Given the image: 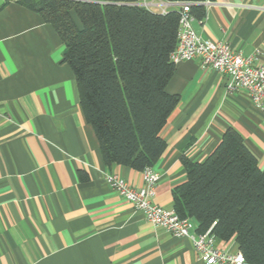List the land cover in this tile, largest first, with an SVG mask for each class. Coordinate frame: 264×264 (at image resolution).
<instances>
[{"label":"crops","instance_id":"0c3cea01","mask_svg":"<svg viewBox=\"0 0 264 264\" xmlns=\"http://www.w3.org/2000/svg\"><path fill=\"white\" fill-rule=\"evenodd\" d=\"M144 1V0H143ZM155 11L183 2L145 0ZM192 26L264 65V0H207ZM74 20L80 25L75 12ZM55 27L19 0H0V264H206L189 237L177 238L106 181L145 185L142 171L104 161L81 107L76 76ZM201 58L176 63L167 90L179 102L161 130L167 149L153 165L152 202L175 210L187 178L183 156L202 161L234 127L264 170V109ZM192 232H197V225ZM216 246L238 251L234 239Z\"/></svg>","mask_w":264,"mask_h":264},{"label":"trees","instance_id":"16d2710c","mask_svg":"<svg viewBox=\"0 0 264 264\" xmlns=\"http://www.w3.org/2000/svg\"><path fill=\"white\" fill-rule=\"evenodd\" d=\"M190 3L194 18L207 0ZM213 1V0H211ZM51 23L65 44L87 121L104 161L142 171L167 149L161 136L179 95L167 85L176 70L181 5L155 11L143 0H19ZM75 12L80 25L74 20ZM187 178L173 191L175 211L197 232L234 239L245 264H264V170L243 135L228 127L202 161L183 156Z\"/></svg>","mask_w":264,"mask_h":264},{"label":"built area","instance_id":"2783aa9c","mask_svg":"<svg viewBox=\"0 0 264 264\" xmlns=\"http://www.w3.org/2000/svg\"><path fill=\"white\" fill-rule=\"evenodd\" d=\"M181 7L178 43L171 59L178 63L201 58L204 69H214L230 77L229 92L246 90L251 102L264 109V65H255L253 57L235 51L227 42L203 39L192 26L194 16L190 12V3L184 2ZM142 173L145 185L140 188L131 186L117 174H107L106 181L136 209L142 210L153 225L163 227L177 238L189 237L197 255L206 264H245L241 251L229 252L216 246L213 226L204 232H192L195 222L191 218L181 217L175 210L153 203L160 175L153 166L146 167Z\"/></svg>","mask_w":264,"mask_h":264},{"label":"rangeland","instance_id":"374dc122","mask_svg":"<svg viewBox=\"0 0 264 264\" xmlns=\"http://www.w3.org/2000/svg\"><path fill=\"white\" fill-rule=\"evenodd\" d=\"M143 2H145V0H144ZM150 8H153V9H155V10L158 9L157 7H153V6H150Z\"/></svg>","mask_w":264,"mask_h":264}]
</instances>
